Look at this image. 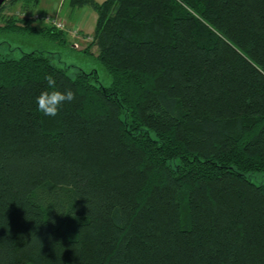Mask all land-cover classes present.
Here are the masks:
<instances>
[{"label":"trees","instance_id":"trees-1","mask_svg":"<svg viewBox=\"0 0 264 264\" xmlns=\"http://www.w3.org/2000/svg\"><path fill=\"white\" fill-rule=\"evenodd\" d=\"M70 4L112 82L0 55V264H264V0Z\"/></svg>","mask_w":264,"mask_h":264},{"label":"rangeland","instance_id":"rangeland-1","mask_svg":"<svg viewBox=\"0 0 264 264\" xmlns=\"http://www.w3.org/2000/svg\"><path fill=\"white\" fill-rule=\"evenodd\" d=\"M60 1L52 0V10L54 11L46 13L44 9L40 8L39 2L37 5L32 6L26 4L24 0L14 3L8 0L5 9L0 13V26L6 25L9 18L18 19L20 22H22V19H29L31 23L38 25V30L25 29L18 32L0 30V55L19 58L28 52L44 53L51 56L59 66H68L71 75H74L78 68L86 71L95 70L98 72L101 84L104 86L111 85V77L97 58V48L91 46L94 34L81 35L82 31L80 29L71 30L64 23L61 16L57 18L55 13L58 11L56 9L58 4L61 3ZM63 3L67 8L70 0H64L62 5ZM57 23H62V27L57 26ZM46 26H54L56 30L61 29L69 32L67 42H62L57 38H52L50 34L42 32L40 28ZM87 43H89L88 46H86ZM88 48H90V51H86ZM249 178L256 183H263L264 172L251 173Z\"/></svg>","mask_w":264,"mask_h":264},{"label":"crops","instance_id":"crops-1","mask_svg":"<svg viewBox=\"0 0 264 264\" xmlns=\"http://www.w3.org/2000/svg\"><path fill=\"white\" fill-rule=\"evenodd\" d=\"M98 2H102L104 0H96ZM61 3L58 4V8L56 10L57 13L55 15L57 18L59 16L62 17L64 20V23L67 24L68 28L71 30L80 29L82 32L81 35H87V34H94L95 26H96V20H97V13L89 6H83V7H74L71 4L67 8H65L64 0L60 1ZM40 8L44 9L46 13L52 12V0L49 2V0H39ZM43 6V7H42ZM44 11V14H45ZM56 18V17H55ZM94 23V25H93ZM67 35H69V32L64 31ZM89 43H87L86 46H88ZM95 48L97 46L95 45Z\"/></svg>","mask_w":264,"mask_h":264},{"label":"clouds","instance_id":"clouds-1","mask_svg":"<svg viewBox=\"0 0 264 264\" xmlns=\"http://www.w3.org/2000/svg\"><path fill=\"white\" fill-rule=\"evenodd\" d=\"M48 89H56V82L52 76L46 77ZM76 99L75 93L69 89L66 91L45 90L36 97L38 110L46 117H56L60 114L65 104Z\"/></svg>","mask_w":264,"mask_h":264},{"label":"water","instance_id":"water-1","mask_svg":"<svg viewBox=\"0 0 264 264\" xmlns=\"http://www.w3.org/2000/svg\"><path fill=\"white\" fill-rule=\"evenodd\" d=\"M6 0H0V8L5 3Z\"/></svg>","mask_w":264,"mask_h":264},{"label":"built area","instance_id":"built-area-1","mask_svg":"<svg viewBox=\"0 0 264 264\" xmlns=\"http://www.w3.org/2000/svg\"><path fill=\"white\" fill-rule=\"evenodd\" d=\"M46 16H47V15H46ZM57 26H59V27L61 26V27H62V23H57Z\"/></svg>","mask_w":264,"mask_h":264}]
</instances>
